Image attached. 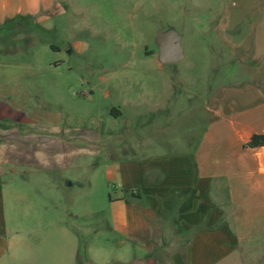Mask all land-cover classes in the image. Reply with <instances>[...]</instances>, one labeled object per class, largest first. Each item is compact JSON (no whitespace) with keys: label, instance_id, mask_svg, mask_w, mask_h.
<instances>
[{"label":"rangeland","instance_id":"1","mask_svg":"<svg viewBox=\"0 0 264 264\" xmlns=\"http://www.w3.org/2000/svg\"><path fill=\"white\" fill-rule=\"evenodd\" d=\"M42 7V22L18 17L0 25V125L10 145L20 143L16 129H68L79 151L52 177L19 165L17 174L7 165L2 264L104 263L144 253L140 241L116 231L109 196L128 191L109 179L108 163L118 165L128 154L109 149L133 126L137 136L165 141L149 147L156 154L185 147L183 134L189 149L198 145L210 94L236 95L245 82L235 43L247 37L254 50L263 46L264 0H42ZM169 28L182 36L184 59L163 64L157 37ZM164 105L171 120L161 134L148 121ZM97 130L112 136L99 152L93 151L101 146ZM7 152L15 161L21 147ZM246 238L219 264H264V234ZM166 245L174 249L162 257L188 258L187 243L175 249V238Z\"/></svg>","mask_w":264,"mask_h":264},{"label":"crops","instance_id":"2","mask_svg":"<svg viewBox=\"0 0 264 264\" xmlns=\"http://www.w3.org/2000/svg\"><path fill=\"white\" fill-rule=\"evenodd\" d=\"M42 8V0H0V25L17 15L38 19ZM39 19L36 21L45 18ZM248 41L240 38L234 48L243 64L240 73L245 84L236 95L224 91L210 94L207 116L203 120L196 117L197 122L206 124L198 145L189 149L188 135L183 134L185 147L177 145L168 156L156 154L149 147L167 145L165 141L137 136L133 126L109 149L117 155L128 154L118 165L108 163L109 179L113 177L128 191L127 196H109L116 231L133 244L140 241L144 253L128 252L126 258L104 263L87 258L82 264H219L248 239L247 235L264 234V146L245 145L253 134L264 133V42L254 50ZM233 103L235 107H231ZM160 116L149 117L148 123H157L165 134L171 120L166 105L160 107ZM142 118L146 127L147 118ZM15 131L20 143L10 145L7 129L0 125V222L6 220L2 182L7 165L13 171L19 165L35 175L46 172L52 177L69 167L71 155L79 151L68 141V129ZM102 132L93 135L101 145L93 151L104 149L112 137L103 138ZM19 147L21 155L14 161L7 150ZM26 176L30 177L28 172ZM166 219H170V230L164 226ZM170 235L176 238L175 249L188 244V258L180 253L170 260L162 257L164 251L174 249L166 245L168 239L173 240ZM4 255L0 252V264Z\"/></svg>","mask_w":264,"mask_h":264},{"label":"water","instance_id":"3","mask_svg":"<svg viewBox=\"0 0 264 264\" xmlns=\"http://www.w3.org/2000/svg\"><path fill=\"white\" fill-rule=\"evenodd\" d=\"M181 34L174 28L161 29L158 33L159 60L163 64L176 63L184 59Z\"/></svg>","mask_w":264,"mask_h":264},{"label":"trees","instance_id":"4","mask_svg":"<svg viewBox=\"0 0 264 264\" xmlns=\"http://www.w3.org/2000/svg\"><path fill=\"white\" fill-rule=\"evenodd\" d=\"M18 17L19 18L30 19L29 16L27 18L26 16H23V15H17L16 17H14L12 19H15V18H18ZM9 20H11V19H9ZM245 145L248 146V147L264 146V133H255V134H253L252 137L250 138V140Z\"/></svg>","mask_w":264,"mask_h":264}]
</instances>
